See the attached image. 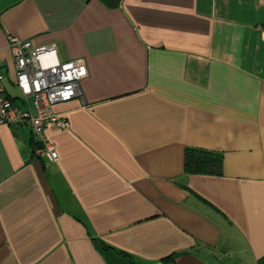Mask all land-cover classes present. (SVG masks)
I'll return each instance as SVG.
<instances>
[{
    "label": "crops",
    "instance_id": "crops-1",
    "mask_svg": "<svg viewBox=\"0 0 264 264\" xmlns=\"http://www.w3.org/2000/svg\"><path fill=\"white\" fill-rule=\"evenodd\" d=\"M9 37L85 74L57 161L0 125V264H264V0H0L24 108Z\"/></svg>",
    "mask_w": 264,
    "mask_h": 264
},
{
    "label": "built area",
    "instance_id": "built-area-1",
    "mask_svg": "<svg viewBox=\"0 0 264 264\" xmlns=\"http://www.w3.org/2000/svg\"><path fill=\"white\" fill-rule=\"evenodd\" d=\"M15 66V86L21 94L22 108L0 84V125H25L39 144L36 154L50 161L59 158L55 144L44 131L48 124L68 129L69 122L52 106L80 94L79 81L85 74L80 59L59 61L53 44L35 46L29 40L9 37ZM3 75L0 74V81Z\"/></svg>",
    "mask_w": 264,
    "mask_h": 264
},
{
    "label": "trees",
    "instance_id": "trees-1",
    "mask_svg": "<svg viewBox=\"0 0 264 264\" xmlns=\"http://www.w3.org/2000/svg\"><path fill=\"white\" fill-rule=\"evenodd\" d=\"M221 156L217 152L202 149H187L185 152V167L191 171H205L207 165L214 167L220 166ZM204 166V167H201Z\"/></svg>",
    "mask_w": 264,
    "mask_h": 264
},
{
    "label": "rangeland",
    "instance_id": "rangeland-1",
    "mask_svg": "<svg viewBox=\"0 0 264 264\" xmlns=\"http://www.w3.org/2000/svg\"><path fill=\"white\" fill-rule=\"evenodd\" d=\"M6 84V83H5ZM7 91L11 96H17L18 95V90L15 86L8 85L7 84ZM17 103H19V100H16Z\"/></svg>",
    "mask_w": 264,
    "mask_h": 264
}]
</instances>
